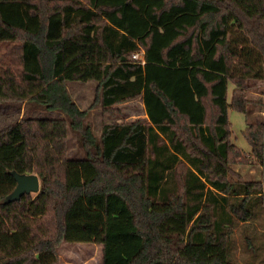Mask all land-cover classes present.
Returning a JSON list of instances; mask_svg holds the SVG:
<instances>
[{"label":"trees","instance_id":"16d2710c","mask_svg":"<svg viewBox=\"0 0 264 264\" xmlns=\"http://www.w3.org/2000/svg\"><path fill=\"white\" fill-rule=\"evenodd\" d=\"M2 46L0 102L68 121L0 130V264H59L63 242L100 244L101 264L245 263L251 241L237 257L235 234L262 235L264 188L233 165L262 167L264 111L244 154L228 109L247 114L264 79V0H0ZM73 81L97 83L103 114L140 98L147 120L104 123L98 141ZM69 128L82 159L68 158ZM14 174L39 191L10 201Z\"/></svg>","mask_w":264,"mask_h":264},{"label":"rangeland","instance_id":"374dc122","mask_svg":"<svg viewBox=\"0 0 264 264\" xmlns=\"http://www.w3.org/2000/svg\"><path fill=\"white\" fill-rule=\"evenodd\" d=\"M1 52H4V46L0 48V53ZM139 55L142 56V52H140ZM66 89L78 109L86 112V115L82 119V126H89L98 141L100 139L101 126L104 123L147 120L140 98L116 106V112L110 115L102 113L98 99L99 92L95 81L67 82ZM232 89L233 85L229 83L228 102H230ZM246 96L251 101L248 106L247 114L237 112L231 108L228 109V119L231 124L230 127L232 132L231 140L244 154L250 152V146L243 135L246 124L259 118V113L261 114L262 111H264V79L249 82ZM25 118L67 119L63 113L59 111H50L33 102H0V130L7 126L14 125L17 121ZM66 145L69 159L84 158V151L81 146V135L79 132L69 128ZM233 169L240 173L241 177L245 180H261L264 188V156L262 167L233 165ZM257 221L262 227V229H258L262 230V232H258L262 234L261 236L253 239L255 232L252 225L239 227L240 230L238 232L241 235V239L237 238V233L235 234L233 252L237 253V257L242 253L243 240L249 238L251 241V245L248 247L250 252L244 253L243 256V258L245 257L246 259L245 263L238 257L240 264H264V213ZM58 248L59 264H101L100 244L63 242Z\"/></svg>","mask_w":264,"mask_h":264},{"label":"water","instance_id":"95a60500","mask_svg":"<svg viewBox=\"0 0 264 264\" xmlns=\"http://www.w3.org/2000/svg\"><path fill=\"white\" fill-rule=\"evenodd\" d=\"M16 186L10 195V201L19 200L25 194L37 193L39 191V179L36 175L14 174Z\"/></svg>","mask_w":264,"mask_h":264},{"label":"built area","instance_id":"2783aa9c","mask_svg":"<svg viewBox=\"0 0 264 264\" xmlns=\"http://www.w3.org/2000/svg\"><path fill=\"white\" fill-rule=\"evenodd\" d=\"M133 58H134L135 60H139V61L142 60V56H140L139 54H134V55H133ZM141 64H143V61H141Z\"/></svg>","mask_w":264,"mask_h":264},{"label":"crops","instance_id":"0c3cea01","mask_svg":"<svg viewBox=\"0 0 264 264\" xmlns=\"http://www.w3.org/2000/svg\"><path fill=\"white\" fill-rule=\"evenodd\" d=\"M61 244H62V243H61ZM61 244H60V246H61ZM75 244H76V243H75ZM60 246H59V247H60ZM58 249H59V248H58Z\"/></svg>","mask_w":264,"mask_h":264}]
</instances>
